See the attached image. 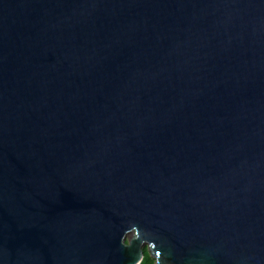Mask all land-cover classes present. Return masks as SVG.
<instances>
[{
    "label": "water",
    "instance_id": "water-1",
    "mask_svg": "<svg viewBox=\"0 0 264 264\" xmlns=\"http://www.w3.org/2000/svg\"><path fill=\"white\" fill-rule=\"evenodd\" d=\"M264 264V0H0V264Z\"/></svg>",
    "mask_w": 264,
    "mask_h": 264
},
{
    "label": "trees",
    "instance_id": "trees-1",
    "mask_svg": "<svg viewBox=\"0 0 264 264\" xmlns=\"http://www.w3.org/2000/svg\"><path fill=\"white\" fill-rule=\"evenodd\" d=\"M144 254H143V258L141 260V262L139 264H154L155 260L154 258L149 254V252L144 249Z\"/></svg>",
    "mask_w": 264,
    "mask_h": 264
},
{
    "label": "flooded vegetation",
    "instance_id": "flooded-vegetation-1",
    "mask_svg": "<svg viewBox=\"0 0 264 264\" xmlns=\"http://www.w3.org/2000/svg\"><path fill=\"white\" fill-rule=\"evenodd\" d=\"M144 249H146L147 251H148V249H147V246L145 245L144 247H143V250ZM149 252V251H148ZM143 254H144V251H143ZM150 254V253H149Z\"/></svg>",
    "mask_w": 264,
    "mask_h": 264
}]
</instances>
